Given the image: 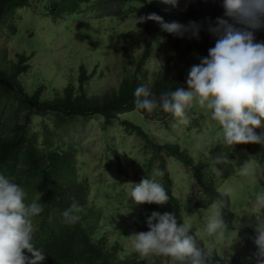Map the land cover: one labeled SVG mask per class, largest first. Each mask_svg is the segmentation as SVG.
Returning a JSON list of instances; mask_svg holds the SVG:
<instances>
[{
    "label": "trees",
    "instance_id": "1",
    "mask_svg": "<svg viewBox=\"0 0 264 264\" xmlns=\"http://www.w3.org/2000/svg\"><path fill=\"white\" fill-rule=\"evenodd\" d=\"M150 12L162 16L166 22H200L203 27L199 39H172L170 34L156 31L159 25L153 21L138 23L137 39L129 43L133 47L143 44L142 50L123 49L122 59L129 54L121 70L125 74L116 86L101 94L89 91V81L102 76L99 62L89 74L81 64L77 86L70 84L63 90L52 91L45 86L46 82L43 84L37 78L31 60L36 50L45 54L51 50L43 41L48 21L51 28L53 24L60 26L59 34L70 37L76 33L82 38V45L90 46L95 45L92 36L98 31L114 33V23L124 19L134 23L135 13L140 16ZM222 14L220 0H179L175 8L158 0H0V174L24 188L28 202L36 199L43 205V212L33 218V242L46 254L43 264H149L130 249L127 237L130 229L147 231L146 218L153 211L173 212L179 222H185L183 200L174 188L177 182L174 167L180 166L186 178L194 179L192 184L198 194L205 191L218 196V188L224 182L236 185L239 191L244 190L246 182L235 169L243 159L253 157L264 164V149L260 145H235L243 157L234 159L236 155L232 151L228 153L220 145L212 146L210 140L215 130L211 124L205 125L204 119L208 118L198 107L189 109L192 122L184 128L176 126L171 114H141L132 104L133 91L140 84H147L157 94L183 87L189 67L199 63L198 58L206 56L215 44V37L205 30L207 23ZM256 34V40L264 41V30ZM15 38L27 45L32 52L30 56L18 52L16 60L8 58L6 46ZM168 43L174 48L166 52L164 61H159L163 68L151 79L143 67L149 59L161 55ZM72 44L79 43L73 41ZM100 45L114 50L108 41H101ZM29 74L32 79L27 91L25 80ZM118 118L122 119L119 122L126 133L118 138H134L138 143L115 142L117 134L112 130L116 127L107 122L114 124ZM89 119L102 121L99 128L106 141L103 147L108 160L102 164L115 166L113 174L117 178L114 180L91 182L102 172L86 171L90 163L79 155L80 146L74 139L82 138V130L87 126L83 122ZM7 120L12 122L11 134L1 128ZM196 128L200 133L193 143L185 133ZM128 145L129 148L139 145L140 155L147 160L138 164L132 154L126 152ZM120 148L122 151H118ZM222 150L237 165L224 166L222 175H218L209 168V157ZM157 168L165 175L154 178L164 185L169 201L164 205L140 204L133 209L127 204L121 205L127 201L129 191L121 185L127 183L132 187L131 184L151 176ZM73 201L82 206L83 211L80 221L69 226L62 222L61 212ZM209 202H213L212 197ZM195 206L198 209L199 203ZM225 212L230 221L228 207ZM122 213L131 217L124 219Z\"/></svg>",
    "mask_w": 264,
    "mask_h": 264
},
{
    "label": "clouds",
    "instance_id": "2",
    "mask_svg": "<svg viewBox=\"0 0 264 264\" xmlns=\"http://www.w3.org/2000/svg\"><path fill=\"white\" fill-rule=\"evenodd\" d=\"M158 2L175 8L179 0ZM220 6L222 16L207 23L205 29L215 37V44L206 56L198 58L199 63L189 67L184 86L157 94L147 84H140L133 91L132 104L141 114H171L176 126L184 128L192 122L189 109L198 107L215 130L212 146L220 145L228 153L232 151L236 155L234 159L243 157L235 145L256 144L264 149V131H256L264 130V41L256 40V33L264 30V0H220ZM123 21L125 19L119 22ZM147 21L157 23L156 31L162 30L172 39L198 40L203 27L200 22L191 20L186 24L166 22L155 12L140 16L135 13V25ZM20 24L23 25V21ZM232 159L222 150L209 157V168L222 175L224 166L236 164ZM243 160L235 167L236 174L248 184L244 185L243 191L224 182L218 188V196L205 191L204 194L197 193L192 199L194 206L199 203V208L195 206L196 211L191 217L185 211L183 223L173 212L153 211L146 218L148 230H133L127 237L130 249L149 264H153L146 257L149 255L163 257L166 264H264V217H260L264 212V164L253 157ZM164 175V171L157 168L151 176L131 184L132 187L128 184L126 204L132 203L136 207L166 204L170 196L164 185L154 178ZM211 197L212 203L209 202ZM232 204L235 208L254 209L260 218H252L253 223L245 217L235 218ZM203 207H206L202 210L203 223L193 222L191 219L196 212L201 213ZM227 207L231 223L225 212ZM82 211V206L73 201L61 212L62 222L75 225L80 221ZM42 212L41 203L36 199L28 202L24 188L0 174V264H43L46 254L33 242V218ZM196 228L203 229L208 237L234 240V247L230 251L226 247L228 252L219 255L210 246H201L204 239Z\"/></svg>",
    "mask_w": 264,
    "mask_h": 264
},
{
    "label": "rangeland",
    "instance_id": "3",
    "mask_svg": "<svg viewBox=\"0 0 264 264\" xmlns=\"http://www.w3.org/2000/svg\"><path fill=\"white\" fill-rule=\"evenodd\" d=\"M149 1V0H147ZM116 31L113 33L111 32H105L102 33L101 31H98L95 33L94 36H92L93 41L95 42V45H87V43L82 45L80 41L82 38L77 35L76 33L72 34L70 37H67L64 34H59L60 26L57 24H53V28H51V25L49 21L46 24V35H43L44 38V44L48 45L47 47H50L51 50H49V53L46 52H39L36 50V53L34 54V57L32 58L33 68H35L36 76L40 79L41 82H46L45 86L49 88L52 91H57V89L63 90L67 85H73L77 86V77L79 75V68L81 64L85 67L86 73L89 74L94 69L97 62H99L100 72L102 74L101 77H96L95 80L89 81V91L92 94H101L107 89H110L113 86H116L118 81L122 78V76L125 74L123 71H121L124 67V61L127 57H129V54L126 53V56L124 59H122V54L125 53L124 50H134L137 52H140L142 50L143 44L139 46H132L129 42L134 41L136 38V35L139 34L140 28L138 25L134 23H128L127 21L114 23ZM52 31L51 37H49V31ZM58 31V34L56 33ZM113 31V30H108ZM63 32V31H61ZM53 40V41H52ZM73 41H77L79 44L75 45L72 44ZM101 41H108L111 43L110 47H114V51H111L110 49H106L104 45H100ZM84 42H87L86 40ZM121 42H125V45ZM7 43V42H6ZM116 44V45H115ZM119 44H121L119 46ZM174 48V45L171 43H168L164 45V48L162 49V54L157 56V58H151L149 59V62L144 65L143 69L147 72V75L153 79L157 74L160 73L163 67L160 66L159 61H164L165 56L167 55L166 52ZM8 58L12 60H16V55L18 52H24L26 56H30L32 54L31 50L27 48V45L20 41V39L15 38L11 42H9L6 46ZM124 49V50H123ZM82 52V53H79ZM135 57H138V53H135ZM100 60L98 61V59ZM153 59V60H152ZM32 78L30 77L25 80V87L26 90L28 89V83L30 82ZM62 94V92L60 93ZM45 98L51 97L48 95H44ZM127 113H124L123 115H126ZM205 120V125L209 127L208 125L211 124L209 120ZM121 118H118L115 120L114 124L108 123L111 127L115 126L116 130H112V133L117 136L115 142H119L121 144H129V143H138L139 140L134 138H126L120 140L118 138L122 134H126L122 130L121 126ZM85 125L84 130H82V138L74 139L76 143L79 144L80 150L79 155L81 159L88 161L90 164L88 167H86V171H90L95 173L96 171L102 172L101 174H96V178L91 179V182L101 181V180H108V179H116L117 176L113 174V172L116 170L115 166H103L102 162L108 161L105 158L106 150L103 147L104 144H106V141L102 139V136L100 133H102V130L99 128L102 121L89 119L85 120L83 122ZM1 125L2 131L8 134L12 133V122L10 120L4 121ZM206 133H208V130L206 128H203ZM188 132V131H187ZM200 133V129H192L190 132L185 133V135H190L192 142L194 143L197 139L198 134ZM72 134H75V132ZM67 140V138H65ZM73 140V139H71ZM212 141V140H210ZM188 146L185 147L187 149ZM203 150V149H202ZM118 151H122V148H120ZM126 152L133 154V159L137 161L138 164H140V161H146V158H143L140 155V146L132 147L126 149ZM102 156V158H100ZM244 161V160H242ZM177 171V174L175 175V180L177 181L174 185V188L176 190V194L180 197V199L183 200V206L185 207V210L187 213H189V217L196 211V208L194 206L195 200L192 199V197H195L197 195L196 188L192 184L193 178H190L188 180L185 177V174L180 166L174 167ZM143 170L144 168L141 167ZM139 177V175H137ZM252 184L251 180H249ZM229 185L225 184L224 186ZM128 184L121 185L127 190ZM193 195V196H192ZM204 198L203 196H200ZM206 201V198H204ZM199 200V199H198ZM201 201V200H199ZM205 201L204 204L206 203ZM128 202V201H127ZM126 201L123 202L121 205H124L127 203ZM130 208H135V204H127ZM205 205H208L206 203ZM238 205H242L239 203ZM232 211L235 216V218L243 219L244 217L248 220H251L249 223L252 222V218H263L264 212H262V215L256 214L254 209H244V208H235V205L232 204ZM122 209H125L122 207ZM206 209V207H203L199 212L195 213V217H193L191 220L195 223H203L202 222V210ZM123 218L127 219L131 216H126L123 214ZM260 216V217H258ZM190 221V223H193ZM257 226V225H252ZM195 231L202 235L203 244L201 246L205 245L210 246L213 251H216L219 255H224L226 252L230 251L231 248L234 247V240L225 239L224 237H208L206 233H204L203 229L196 228ZM130 232L132 233L133 230L130 229ZM133 234V233H132ZM129 243V241H127ZM241 243V240L238 241ZM226 247L228 251L226 250ZM232 253L230 252V255ZM149 261H151L153 264H166V259L163 257H157V256H146ZM240 260H242L240 258ZM165 261V262H164Z\"/></svg>",
    "mask_w": 264,
    "mask_h": 264
},
{
    "label": "bare ground",
    "instance_id": "4",
    "mask_svg": "<svg viewBox=\"0 0 264 264\" xmlns=\"http://www.w3.org/2000/svg\"><path fill=\"white\" fill-rule=\"evenodd\" d=\"M153 60V59H152ZM112 97V96H111Z\"/></svg>",
    "mask_w": 264,
    "mask_h": 264
}]
</instances>
